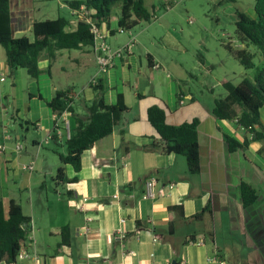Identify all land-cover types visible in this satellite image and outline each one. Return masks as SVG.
Returning a JSON list of instances; mask_svg holds the SVG:
<instances>
[{
    "label": "crops",
    "instance_id": "obj_1",
    "mask_svg": "<svg viewBox=\"0 0 264 264\" xmlns=\"http://www.w3.org/2000/svg\"><path fill=\"white\" fill-rule=\"evenodd\" d=\"M26 5V0H16L14 13L11 9L13 35L33 39L35 19L29 16ZM233 10L236 15L242 11L258 18L254 1L245 9ZM73 14L66 30L76 29L82 18V14ZM118 28L117 15L100 28L112 50L129 41L130 33L125 37ZM26 31L30 34H24ZM155 40L139 44L137 39L132 52L115 58L113 68L102 76L105 103H115L122 93L129 109L111 134L82 153L79 171L66 165L70 180L62 182L55 181L61 152L53 146L66 143V131L62 129V134L56 133L43 143L42 147L53 145V153L39 155L38 144L54 133L55 113L48 102L56 91L70 89L73 111L66 117L71 127L77 125V117L87 120L97 96L91 85L98 72L97 52L95 45L69 49L67 54L60 50L52 61L46 51L41 53V73L37 78L29 75V100L23 111L14 108L9 119L23 132L9 136L13 142L4 156L6 169L12 163L20 168L24 163H35V172L23 179V192L17 196L5 181L0 198L5 211L11 199L20 203L32 223L23 246L37 257L15 264H264V138L251 139L236 120L215 117L214 93L209 97L195 95L187 86L191 71L203 68L209 72L208 66L198 60L189 70L182 57L164 58L151 50ZM179 47L186 50L182 44ZM166 68L174 76H165ZM1 74L11 75L5 50L3 56L0 53ZM22 74V68L12 74L14 88ZM83 76L87 78H82L78 91L75 85ZM154 104L165 108L169 124L199 118V172L188 170L184 155L161 150L159 135L147 117L148 107ZM26 114V118L21 117ZM261 122L264 124V111ZM30 128L36 135L27 149ZM225 134L240 143L246 137L251 140L246 148L232 151ZM16 141L25 145L21 153L14 151ZM66 153L67 149L62 152ZM151 177L157 180V195L144 198L146 181ZM242 182L256 191V200L248 206L243 204ZM18 183L15 180L12 186L20 189ZM205 208L202 216L194 218ZM64 227L69 229L66 243L62 242Z\"/></svg>",
    "mask_w": 264,
    "mask_h": 264
},
{
    "label": "trees",
    "instance_id": "obj_2",
    "mask_svg": "<svg viewBox=\"0 0 264 264\" xmlns=\"http://www.w3.org/2000/svg\"><path fill=\"white\" fill-rule=\"evenodd\" d=\"M173 1L169 0L168 3ZM65 3L71 11L77 10L78 14H82L76 29L66 30L69 20L61 16L35 20L32 23L33 39H30L28 36L13 35L10 0H0V45L5 50L11 74L18 68H24L32 78H37L41 73L38 63L43 51H46L52 61L60 50L93 45L92 25L98 28L108 25L113 17L115 4L119 7V27L132 29L150 19L144 0H65ZM254 8L258 14L257 19L237 11L236 34L244 46L226 43V48L246 69H254V74L252 78H243L238 85L222 79L221 84L227 94L215 98L212 113L220 119L236 120L252 135L251 139L259 140L264 138V124L261 122L264 111V0H254ZM251 45L256 46V52L250 50ZM257 56L258 63L255 61ZM101 81L100 79L98 84L94 85L97 96L89 107L87 120L83 121L77 117V125L71 127V136L66 140L67 153L59 154L61 166L56 171V182L70 180L67 177L66 165H71L75 171H79L82 153L93 147L96 141L111 134L116 122L129 109L122 93L118 94L115 103H105ZM72 101L71 90L67 89L56 91L48 105L54 113L62 115L65 110L73 111ZM147 117L159 135L161 150L165 153L184 155L188 170L191 173L199 172V118L180 124H169L166 121L165 108L157 104L148 107ZM224 138L232 151L246 148L251 140L246 137L240 143L226 134ZM241 194L244 206L252 204L257 198L255 189L246 182H242ZM206 210L207 208L194 218H199ZM29 221L30 217L23 213L21 204L16 200H10L7 211L0 200V263L15 264L17 254L27 239L29 227L26 223ZM62 236V242H68L67 227L62 229Z\"/></svg>",
    "mask_w": 264,
    "mask_h": 264
},
{
    "label": "rangeland",
    "instance_id": "obj_3",
    "mask_svg": "<svg viewBox=\"0 0 264 264\" xmlns=\"http://www.w3.org/2000/svg\"><path fill=\"white\" fill-rule=\"evenodd\" d=\"M253 1L174 0L167 7L164 4L168 3L169 0H144L150 13V19L132 28L131 32L137 37L139 44H143V42L149 44L155 38L151 50L158 51L164 58L168 59L177 58L180 60L182 57V60L189 65V70H192L191 66L194 63L201 60L208 66L209 72L203 68L191 71L193 72L192 75L187 76V86L195 95L202 93L203 96L209 97L208 94L213 92L217 98L221 96V93H226L221 84L222 79H227L232 84L238 85L243 78H252L254 74V69H246L233 53L226 48V43L229 42L232 45L240 44L236 34L237 15L234 13L233 8L242 9L243 7L245 9ZM26 4L29 16L35 20L55 19L59 16L72 20L75 16L65 4V0H26ZM15 6L16 0H12L11 9L13 13ZM112 13L113 17L118 16V4L113 6ZM24 34L29 35L30 33L26 31ZM122 34L127 37V32ZM177 41L185 46L186 50L181 49ZM163 43L166 45L163 46ZM249 48L252 51H257L254 45ZM61 51L67 54L70 50L63 49ZM0 53L2 56L4 55V48L1 45ZM255 61L259 62V56L255 58ZM22 73L21 79L18 81V85H15V88L12 85L14 80L12 74H7L5 80H0V146L6 145V147H9L13 142L9 136L14 137L16 132H23L19 124L9 123L14 108L19 107L23 111L29 100L27 83L30 76L24 68H22ZM167 73L174 76V73L166 68L165 76H167ZM82 78L85 80L87 76L85 78L84 76L80 77L77 81L75 89L78 91L81 89ZM183 83L186 85L185 82ZM27 116V114L21 115L24 118ZM35 135L33 129L30 128L25 143L27 149H30L31 139ZM52 146L41 147L39 155L45 152L51 154L53 148L59 153L66 152L67 149L65 142L63 145L53 146V148ZM5 155V152L0 151V198L2 191L5 189V181H7L9 189L19 196L18 194L24 190L21 186L23 179L30 172L22 170L17 163L8 164V169H6ZM7 174L10 176L6 178ZM13 174H16V176ZM15 180H18L19 187L22 190L12 186Z\"/></svg>",
    "mask_w": 264,
    "mask_h": 264
},
{
    "label": "built area",
    "instance_id": "obj_4",
    "mask_svg": "<svg viewBox=\"0 0 264 264\" xmlns=\"http://www.w3.org/2000/svg\"><path fill=\"white\" fill-rule=\"evenodd\" d=\"M170 4H167L166 6L168 7ZM73 13H78L77 10H73ZM119 32H128L130 33V37H129V41L126 43V45L124 47H120L117 49L112 50L108 43H107V35L105 33H103V31L98 28L96 25H92L91 27V32L93 33L94 36V44L95 45V49H96V60L98 63V72L95 75V77H93V79L91 80V85H97L99 80L102 78V76L104 74H106L111 68H113V66L115 65V58H119V57H123V56H127L132 52L133 47L135 46L137 39L134 36V34L131 32V29H126L123 27H119L118 28ZM241 46H244L242 44H238ZM153 67L155 68H159L161 67L160 64H154ZM5 76L3 74L0 75V80H4ZM183 97H181L180 99V103H183ZM68 110H65L62 115H57L55 113L54 118H55V125H54V129L53 132L54 133H49L45 139H43L39 144H38V149H40L43 145V143H47L50 139H52L53 135L57 134H62V129H64L66 131V135L69 138L71 136V124L69 119L66 117ZM23 143L21 141H16L15 142V146H14V151L16 153H19L22 151L23 147ZM7 149L6 145H1L0 146V151L1 152H5V150ZM23 170H26L30 173H32L35 170V163L34 161L30 162V163H24L22 166ZM156 183L157 180L155 177H151L146 181V190L143 194L144 198H148V197H155L157 195V192L155 191V187H156ZM172 185H169V188H171ZM26 226H28L29 230L28 232H30L31 228H32V223L31 220L29 222L26 223ZM26 257H32L34 259H36L37 255L33 254L30 255L25 247L21 246L17 257H16V262L20 259L26 258Z\"/></svg>",
    "mask_w": 264,
    "mask_h": 264
}]
</instances>
